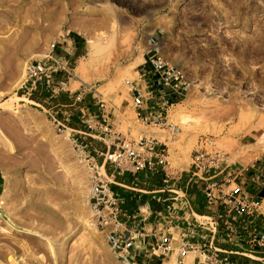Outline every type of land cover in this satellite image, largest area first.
<instances>
[{
  "label": "rangeland",
  "instance_id": "rangeland-1",
  "mask_svg": "<svg viewBox=\"0 0 264 264\" xmlns=\"http://www.w3.org/2000/svg\"><path fill=\"white\" fill-rule=\"evenodd\" d=\"M153 37L192 83L171 108L174 135L137 118L125 84L140 81ZM71 38L65 91L28 94L26 63ZM70 91H86L93 116L103 100L128 139L157 132L169 173L189 169L200 148L241 169L264 160V0H0V264H122L91 213L92 174L72 130H85V117ZM93 144L102 163L106 145ZM173 260L186 264L176 246L146 264Z\"/></svg>",
  "mask_w": 264,
  "mask_h": 264
},
{
  "label": "built area",
  "instance_id": "built-area-1",
  "mask_svg": "<svg viewBox=\"0 0 264 264\" xmlns=\"http://www.w3.org/2000/svg\"><path fill=\"white\" fill-rule=\"evenodd\" d=\"M157 41V37L151 38L152 48L145 56V65H150V71L140 74V81H126L125 84L137 118L146 126L174 135L178 126L169 120L171 108L186 96L192 83L180 67L159 55ZM60 46L54 43L46 57L26 63L25 86L28 94L37 92L40 87L54 94L65 91L68 85L66 75L70 78L73 74L66 67L70 59L61 54ZM59 73H63L61 79L57 78ZM151 75L152 80L149 78ZM85 96L86 91H70L74 105H81L80 111L85 117V130L73 131L78 153L88 159L92 174L89 198L91 213L98 230L121 263L137 264L138 254L135 251L140 250L137 245L145 237V232L139 225H131L132 215L122 220V197L114 177L117 174H136L145 178L164 175L165 179H169L172 175L167 171L170 165L169 148L155 135L156 132L136 139L121 135L113 128L107 104L99 99V116H93L84 102ZM59 125L66 128L64 123ZM95 140L106 145V151L100 153L103 156L102 163L90 152L96 151L93 144ZM258 163L252 172L248 168L241 169L230 164L222 153L205 148L195 151L188 175L197 184H202L205 202L219 212L216 215L194 216L192 230H183L181 233L170 230L169 213L161 216L159 221L164 229L154 235L156 242L151 245L149 259L153 256L166 258L176 246L180 260H184L190 253H198L204 263L242 264L226 257L228 252L213 245L215 238L226 230L243 245L242 251L237 252L238 256L264 264L260 258L264 252V214L260 210L264 200L261 196L264 160ZM250 184L255 188V194L249 192ZM180 191H172L176 201L185 198ZM198 229L209 232V240L201 244L192 241Z\"/></svg>",
  "mask_w": 264,
  "mask_h": 264
},
{
  "label": "crops",
  "instance_id": "crops-1",
  "mask_svg": "<svg viewBox=\"0 0 264 264\" xmlns=\"http://www.w3.org/2000/svg\"><path fill=\"white\" fill-rule=\"evenodd\" d=\"M78 45L79 42L77 40L73 38L66 39L65 44L60 46L61 54L71 60L73 55L78 52ZM150 69V65H144V68L139 73L142 74L150 71ZM149 78L152 80V75ZM258 164V162H255L245 168L253 172ZM189 170L190 168L176 175L171 173L172 175L169 179H165L164 175L163 177L154 175L153 178H151V175L147 178L136 174L115 175L114 181L119 185L117 188L122 197V220H126L128 215H132L131 225H139L145 232V237L137 245L140 250L135 251L138 254L137 264H146L152 260L153 257L151 259L148 257L150 255L149 251L151 250V245L156 242L154 235L164 229V225L159 221L164 214L169 213L170 215V230L175 233H181L183 230L188 232L192 230L194 216L216 215L219 212L205 202L202 184H197L196 181L190 179ZM185 182L186 184H184ZM248 187L249 192L255 194V188H252L251 184ZM174 190H181L180 194H184L185 198L176 201L174 195L173 197L169 195ZM263 194L264 187L261 190L262 197ZM166 195L172 197L175 203L168 206L166 210H161L159 207L165 208L167 200H170ZM209 238V232L198 229L197 232H194L191 240L201 244L205 240H209ZM239 241L230 232L224 230L215 238L213 245L228 252V255L225 256L231 260L239 261L242 264H261V262L250 261L245 257L238 256L237 252H241L243 246ZM194 254L193 264H208L203 262L202 257L198 253ZM260 258L264 260V252L261 253Z\"/></svg>",
  "mask_w": 264,
  "mask_h": 264
},
{
  "label": "bare ground",
  "instance_id": "bare-ground-1",
  "mask_svg": "<svg viewBox=\"0 0 264 264\" xmlns=\"http://www.w3.org/2000/svg\"><path fill=\"white\" fill-rule=\"evenodd\" d=\"M94 46H95V44H94V42H90V47L93 49L94 48ZM159 49V48H158ZM140 59H143L144 60V58L142 57V56H140ZM137 71V70H136ZM79 73V70H78V72L77 73H75L74 75H75V78L80 82V83H86L85 82V80L83 79V78H81L80 77V74H78ZM182 115V114H181ZM181 115H180V117H181ZM185 116V115H184ZM184 118V117H183ZM184 120V119H183ZM187 120V119H186ZM183 123H185L184 121H183ZM157 133V132H156ZM161 134V133H160ZM159 134V135H160ZM192 254H194V253H191L187 258H186V264H193V260H194V255H192ZM172 264H175V261L173 260L172 261Z\"/></svg>",
  "mask_w": 264,
  "mask_h": 264
},
{
  "label": "trees",
  "instance_id": "trees-1",
  "mask_svg": "<svg viewBox=\"0 0 264 264\" xmlns=\"http://www.w3.org/2000/svg\"><path fill=\"white\" fill-rule=\"evenodd\" d=\"M263 198H264V194H263Z\"/></svg>",
  "mask_w": 264,
  "mask_h": 264
}]
</instances>
